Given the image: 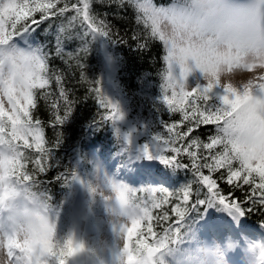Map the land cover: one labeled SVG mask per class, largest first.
Masks as SVG:
<instances>
[{"label":"trees","instance_id":"obj_1","mask_svg":"<svg viewBox=\"0 0 264 264\" xmlns=\"http://www.w3.org/2000/svg\"><path fill=\"white\" fill-rule=\"evenodd\" d=\"M13 2L16 8L0 14V21L7 35L41 58L43 66L37 72L43 81L30 89L32 102L18 116L33 133L23 140L12 134L13 129L9 132V122L2 124L1 139L12 153L5 171L15 194L37 203L50 218L55 236L43 249L51 258L55 256L58 264H72L80 213L74 192L78 191V199L82 197L80 205L88 203L81 185L90 183L98 168L107 171L114 188L138 215L139 227L129 241L136 262L143 253L144 264H177L186 251L200 244L196 241L201 228L211 221L218 220L240 250L252 243L241 241L242 235L251 239L261 234L264 239V205L248 200L251 186L241 181L240 187L228 184L227 168L211 172L201 167L204 175L216 180L225 204L240 203L245 211L209 204L207 188L199 181L185 145L197 140L200 147L189 150L197 153L196 161L202 165L211 162L202 145L215 137L211 154L223 153L224 163L233 169L243 161L247 174L257 182L264 176V167L241 160L238 146H224L219 135L225 118L221 110L227 105L223 100L202 91L181 95L179 104L174 100L171 83L163 79L167 49L135 25L127 0ZM109 82L126 103L129 118L147 126V136L126 135L118 120L121 109L112 112L101 104L110 100ZM201 101L206 106L211 103L216 108L212 115L221 114L219 118L199 126L193 123L185 138L173 137L167 125L176 124L174 131L182 133L189 127L175 109L191 116V109H199ZM57 116L63 123L57 122ZM150 136L163 145L152 146ZM185 191L190 193L187 198ZM100 200L98 193L91 202L99 207ZM93 212L87 218L95 225L98 214ZM97 252L102 254L100 249Z\"/></svg>","mask_w":264,"mask_h":264},{"label":"rangeland","instance_id":"obj_2","mask_svg":"<svg viewBox=\"0 0 264 264\" xmlns=\"http://www.w3.org/2000/svg\"><path fill=\"white\" fill-rule=\"evenodd\" d=\"M15 8L13 0H0V14L7 15L8 10ZM19 42L18 40L15 41L12 35L6 34L0 21V258L4 260V264H58L54 259L55 256L51 258L48 250L43 249V246L49 244L55 236L52 227H50V218L46 215L43 218L41 226L43 237L41 240L38 241L28 235L24 223L25 217L33 209L40 206L37 203L31 205L19 193L16 192L15 194V190L9 185L5 171V165L10 160L12 153L7 147L8 144L1 139L4 131L1 129L2 124L6 121L9 122V127H11L9 132L13 129L12 134L23 140L33 133L20 122L18 116L20 111H27L32 102L30 89L33 85H41L43 81L37 72V69L42 68L43 61L32 50L20 45ZM108 62L111 64L112 61L109 60ZM106 64L108 65L107 61ZM253 68L254 66L249 65L245 69L241 65V72L244 75H238L236 79H247V73H251ZM107 76H111L109 71ZM252 83L253 81L244 84V92L242 93L227 79L224 81L223 88H220L211 80L205 82L201 78L193 77L188 82L174 81L171 83V88L175 94L174 100L178 104L182 103L181 95L193 91H202L210 95L211 98H220L227 105L238 106L237 102L243 95L253 92ZM108 85L110 100L115 102L114 104L122 111L118 120L126 135L147 136V133L149 134L147 126L129 118L130 113L127 111L126 103L117 97V91L113 88L112 82H109ZM256 91L259 93L260 90L257 89ZM233 111H235V107H233ZM150 137L148 140H152V146L160 147L163 145L155 138L156 136ZM247 163L253 167L262 168L259 162L253 164L252 160L249 159ZM81 187L82 196L83 194L86 195V199L89 200L88 203L80 205L82 197L78 199V191L74 192V196L78 201L76 203L77 208H80V213L76 214L77 218H86L87 228L83 236L84 243L87 248L86 251L88 250V258L93 256L92 259L94 260L93 263L90 261L89 264H137L129 254V240L139 227L138 215L129 210L121 193L114 188L106 170L98 168L91 182H85L84 186L81 185ZM98 193L101 200L98 202L99 207H96V204H93L91 200ZM92 211L98 214L95 218L97 219L95 225H92L90 219L87 218L90 217L89 214ZM93 217L92 219H94ZM219 224L218 220L210 222V226L217 225L221 230ZM221 238L220 236L215 237L212 229L206 225L202 234L198 236V241H196L200 244H196V246L194 244V246L211 247L215 259L219 260L221 264H264V239L261 234L254 235L251 239L244 235L240 236L241 241L252 242L250 247L244 245L241 250L236 246L234 240L223 239L222 235ZM99 249L101 255L97 252ZM229 255L232 258L228 261Z\"/></svg>","mask_w":264,"mask_h":264},{"label":"clouds","instance_id":"obj_3","mask_svg":"<svg viewBox=\"0 0 264 264\" xmlns=\"http://www.w3.org/2000/svg\"><path fill=\"white\" fill-rule=\"evenodd\" d=\"M127 5L135 25L167 49L166 83L197 77L218 81L223 88L227 79L243 93V85L253 81V92L243 95L238 106L222 109L219 135L225 147L238 146L241 160L264 167V0H127ZM241 65L254 68L247 79L238 80L244 75ZM44 217L43 208L37 207L24 220L28 235L38 241ZM85 250L80 243V252ZM143 255L137 264H144ZM177 264L221 262L211 247L201 246L186 251Z\"/></svg>","mask_w":264,"mask_h":264},{"label":"snow or ice","instance_id":"obj_4","mask_svg":"<svg viewBox=\"0 0 264 264\" xmlns=\"http://www.w3.org/2000/svg\"><path fill=\"white\" fill-rule=\"evenodd\" d=\"M36 23L38 24L39 21H36ZM61 96H64L63 92H61ZM101 104L104 105L105 107H111L112 112H116L119 110L118 106L115 105L111 100H107V101L101 100ZM209 107H212L211 112H209ZM174 108L175 106H173V109ZM176 112H181L183 114V119L189 122V127L187 131L183 133L179 131H174L177 128L176 124L167 125V128L169 133H171L173 137L178 135L182 138H185L188 135V133H190L193 130L192 127L193 123L195 126H199L201 124H209L211 122H215V120L219 118V115H221V114H217V116L214 117L212 113L216 112V108L212 106L211 103L206 106L203 104L202 101L200 102L199 109L196 108L191 109V113H192L191 116L187 115L185 112L181 111L180 109H175L174 113ZM228 114L230 115V113ZM193 117L195 118L194 121L192 119ZM110 118L111 116L108 117V119ZM56 120L58 123H63V120H61L59 116L56 117ZM215 142H216V138L212 137L209 143L202 145L204 149L209 151L210 159H211V162H206L202 165L198 164L196 161L197 153L195 151L189 150L194 147H200L197 140L193 139L190 144L185 145V148L187 149L188 157L192 158L193 160V164H192L193 169L198 174L199 181L207 188L209 194L208 203L211 204L213 202H218L224 205L229 210H235L237 212L245 211L244 209H242L240 203L232 202L231 204H225L226 198L223 195H221L220 192L218 191L216 180L212 179L211 176L209 175H204L203 172L200 171L201 167L208 168L211 172H215L220 168H227L226 182L228 184H236L237 187L241 186L240 183H237L238 181H241L242 185H250L251 191L248 195V200L252 204L259 203L261 205H264V176H260L257 182V179H253L251 175L247 174V169L245 168L243 161L241 163V166L236 169H233L229 164H225L223 153L216 152L214 154H211V150L213 149ZM189 195L190 193L188 191H185L184 193L185 198H187ZM200 203H204V201H200Z\"/></svg>","mask_w":264,"mask_h":264},{"label":"water","instance_id":"obj_5","mask_svg":"<svg viewBox=\"0 0 264 264\" xmlns=\"http://www.w3.org/2000/svg\"><path fill=\"white\" fill-rule=\"evenodd\" d=\"M77 226H78V236L80 238H79L78 243L74 247V251H73L71 258L75 262V264H88L86 250L84 252H80V243H83V238H84L83 236H84V232L87 227L86 218L78 217Z\"/></svg>","mask_w":264,"mask_h":264}]
</instances>
